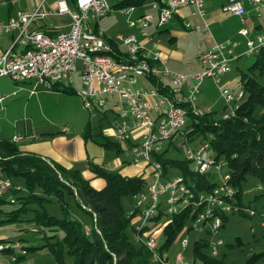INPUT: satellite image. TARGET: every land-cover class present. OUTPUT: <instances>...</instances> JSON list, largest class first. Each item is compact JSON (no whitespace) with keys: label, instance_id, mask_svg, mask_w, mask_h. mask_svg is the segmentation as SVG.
<instances>
[{"label":"built area","instance_id":"obj_1","mask_svg":"<svg viewBox=\"0 0 264 264\" xmlns=\"http://www.w3.org/2000/svg\"><path fill=\"white\" fill-rule=\"evenodd\" d=\"M122 1L110 5L108 0H74L72 5L67 0H57L55 13L69 15L71 23L67 31L55 34L48 33L52 29L43 22L48 12L42 3L18 11L11 18L0 19V37L5 34L11 37L9 47L0 51V77L7 76L15 82L34 81L36 86L53 89L55 84L71 87L72 75L79 71L81 86L76 92L83 107L88 110L105 108L107 99L112 100L108 108L117 114L119 120L112 136L119 142L137 139L132 147V162L151 167L146 191L135 196V209L139 214V221L134 224L136 230H142L160 212L170 215L191 205L198 209L188 224L191 229L206 227L203 230L216 234L222 227L224 215L244 212V208L235 202L227 170L221 174L225 161L212 153L205 155L210 150L211 134H207L196 148L188 147L185 155L196 174L210 176L214 170L220 177L207 191L197 189L191 178L181 174L165 178L162 164L153 158V154L161 152L163 142L171 141L176 134L185 139L183 131L188 111L198 117L212 110V105L197 106L195 103L205 78H211L219 85L224 105L221 118L234 117L243 91L239 88L232 90L221 81L238 58L234 52L236 42L228 39L200 53L197 60L201 68L196 72L170 70L162 56L160 40L154 34H147L145 29L153 24L156 29L163 26L180 8L187 6L191 7V15L196 18L195 21H183V25L206 31L204 0H142L138 6L154 9L156 15L143 12L135 17L133 13L137 6L122 5ZM250 1L257 4L261 0ZM221 8L244 22L246 11L242 0H225ZM115 9L126 16L129 27L140 29L139 36L122 33L110 36L98 28L99 19ZM239 33L246 34L247 29L244 27ZM262 46L264 35L250 38L243 55H252ZM142 79L148 85H144ZM24 138L14 136L12 141ZM12 190H22V186L0 174V196ZM10 202L14 203L15 199L11 198ZM179 203L184 206L177 210ZM254 214L255 211H249L250 216ZM261 226L264 227V220ZM153 232L156 231L136 234V240L143 242L153 260L160 264H192L182 252L188 246L185 236L179 241L180 250L170 259L157 252L159 241ZM222 244L220 239L210 243L211 254L217 255ZM17 248H20L18 243L10 247L0 240V258L7 254L9 261L15 263L17 253L6 252ZM18 252L24 253L23 248Z\"/></svg>","mask_w":264,"mask_h":264},{"label":"trees","instance_id":"obj_2","mask_svg":"<svg viewBox=\"0 0 264 264\" xmlns=\"http://www.w3.org/2000/svg\"><path fill=\"white\" fill-rule=\"evenodd\" d=\"M141 1L123 0L121 4L134 5ZM69 3L73 5L74 0H69ZM48 33L54 34L52 31ZM252 56L253 62L240 71L238 88L243 91V96L235 109L234 117L221 118L224 105L221 111L212 107L210 112L198 117L188 111L183 131L187 141L199 135L205 138L207 134H211L210 150L216 158L224 159L230 175L229 182L234 188L233 196L239 205L242 200L241 183L248 175L258 179L260 193L257 196L264 199V46ZM53 89L65 92L72 90L60 84L53 85ZM100 144L107 147L115 145L109 138H103ZM164 152L165 150H162L153 154V158L162 164L165 178L172 177L171 168H176L178 173L175 175L181 174L191 178L199 190L207 191L216 184L209 178V174L193 172L186 158L170 159L164 156ZM90 169L95 178L104 180L101 188L93 187L91 181L84 178L79 169L65 168L38 155L22 153L14 142L0 139V173L22 186V190L11 191L18 195L17 200L21 205L5 212L6 217L0 219V224L19 220L25 204L32 200L42 205L43 200L56 198L61 203L62 216L51 214L41 207L42 209L37 210L29 220L48 227L49 231H61L62 237L56 241L51 240L56 234L44 235L46 242L40 246L49 250L58 264H66L65 254L73 258L69 264H151L152 254L142 241L136 240V234L156 231L157 234H152L159 240L157 252L163 256L162 252L173 243H179L191 230L188 223L196 216L198 209L187 205L170 215H162L160 212L151 218L142 230L137 231L132 221L134 217L137 219L135 223L139 221L137 209L134 206L126 213L121 199L124 196L135 198L146 191V179L137 175L125 176L119 171H109L94 163L90 164ZM21 191H24V194L19 196ZM37 191H40L41 195L36 193ZM66 196H73L75 204L91 216L92 226L83 225L79 220L70 217L68 203L64 201ZM0 201L3 199L0 198ZM165 217L167 219L161 223V219ZM227 218L228 215L223 216L222 226ZM207 246L208 243L202 239L194 240L192 264H226L224 256L210 254L206 250ZM22 248L24 253L17 252V261L24 257L27 250L38 247ZM260 255L261 253L252 254L242 264H252Z\"/></svg>","mask_w":264,"mask_h":264},{"label":"rangeland","instance_id":"obj_3","mask_svg":"<svg viewBox=\"0 0 264 264\" xmlns=\"http://www.w3.org/2000/svg\"><path fill=\"white\" fill-rule=\"evenodd\" d=\"M17 8H24V0H11ZM121 0H108L110 5L116 4ZM147 1V0H146ZM210 5L215 3V0H205ZM18 2V3H17ZM35 2V0H32ZM136 7L133 16L142 14L143 12L152 13L156 15V11L150 8H142L138 4H134ZM191 8V7H190ZM24 11V10H22ZM26 11V10H25ZM185 13V17H189L187 14V9L182 10ZM257 22L261 21L263 23L262 31H264V2L259 8L258 12L254 14ZM190 21H195L196 17L190 16ZM98 28L102 29L107 35L114 36L117 33H122L125 35L136 34L139 36V28H131L128 26L126 16L120 14L116 9L113 12L105 14L98 21ZM147 34H155L157 39L161 40V45L163 48H166L168 54V65L169 67L180 71L187 72L189 67L195 69L198 64L196 61V56L199 54L203 46V36L200 32L194 28L185 27L183 23L177 22L176 20H169L163 26H158L157 29L154 27V24L149 28L145 29ZM174 35V41H170V37ZM175 53V55H172ZM253 62V56L243 55L240 57V60L236 62V65H232V71L229 73L227 78L221 81V84L229 80V83L226 85L230 89L235 90L239 87V75L240 71L245 69L248 65ZM80 66V65H79ZM80 68V67H79ZM73 84L71 88L74 90H79L81 86L79 71L73 73ZM231 81V82H230ZM34 83V81H32ZM141 82L144 85L148 83L142 79ZM27 83V82H26ZM25 85L24 81L15 82L7 76L0 77V98L1 96L5 98V101L0 103V123L6 130V133L12 136L16 135H29L33 133L40 134V132H53L60 133L64 125H68L70 132L74 131L76 128H81V121L89 122L90 130L92 132H97L99 128H105L111 126L114 120H116V115L113 110L108 109L110 103H113L112 100L107 99L106 109H85L82 104V113L83 116L79 119L74 118V125L62 121L65 118L63 104L61 105V98L65 97V101L71 106L73 105L72 94H65L60 96L49 94L52 89H47L42 86L36 87L34 90L36 93L33 97L29 94L30 89L23 88ZM73 86V87H72ZM60 101V102H59ZM195 103L197 106H202L205 104L212 105L214 110L221 111L223 106V101L220 97L219 85L214 83L211 78H205L200 86L199 93L196 96ZM5 108V109H4ZM60 108V109H59ZM86 116V117H84ZM65 133V132H64ZM11 138V137H10ZM101 137L96 136L95 140H101ZM204 140L203 135H199L192 140L187 141L186 139L181 138L180 134L173 136L172 140H165L163 142L164 156L170 159L183 160L186 155V150L189 148H196ZM16 142V141H12ZM18 142V141H17ZM115 149H108L106 151V160L111 158H116ZM214 153L211 150H208L205 155ZM131 152L128 150L122 151L119 153L120 162H132ZM221 161H224L223 158H220ZM145 166L148 164L143 163ZM191 165V163L189 162ZM151 169V167H150ZM221 174H224L227 170L226 165L223 164ZM178 173L176 168H171L170 175H175ZM3 177L6 176L2 172L0 173ZM11 178H14L11 176ZM209 178L213 182L219 181L220 177L216 175L214 170H211ZM150 176L146 177L148 183ZM92 186L95 188H101L104 185V180L101 178H96L92 181ZM147 188V184L145 189ZM242 190V200L241 206L244 208V212H237L228 214V218L225 221L224 225L219 229L216 234H212L201 229H191L188 234L185 235V238L188 241V246L186 249H183V255L186 260L192 263L193 253L192 245L194 240L202 239L208 243L206 250L211 254L210 243H213L220 239L222 245L219 246L217 257L224 256L226 264H242L252 256V254L261 253L260 258L252 264H264V227L261 226L262 220H264V199L257 196L260 193V186L258 179L255 176L248 175L245 180L241 183ZM19 196L24 194V191L19 192ZM41 195L40 191H37ZM17 194H13L11 191L4 193L0 198L3 201H0V219L6 217V213L9 210H13L21 205L17 200ZM11 198L15 199L14 203L9 202ZM135 198L124 196L121 199L122 206L126 213H129L135 206ZM68 203L69 215L71 218L79 220L83 225L92 226V219L89 214L84 212L83 209L78 207L75 204V199L73 196H66L64 199ZM61 203L57 201L56 198H50L49 201L43 200L42 205L38 201H30L25 204V209L20 212L19 220L13 222H7L0 224V236L2 238V243L7 244L10 247H13L16 243L19 244L20 248L14 249V251L7 250L6 253L15 254L21 250V247H38L34 250H27L26 254L20 261L11 263L8 259V255H4L0 258V264H58L53 256V254L40 246L46 242V239L43 238L44 235L50 236L56 234L52 241L61 239L62 234L60 230L49 231L48 227L37 225L32 220H29L34 216L37 210L42 208L46 209L49 213L56 216H62L63 210L60 208ZM183 203L177 205V210L183 207ZM42 207V208H41ZM255 211V214L250 216L249 211ZM161 219V223L166 220ZM135 217L132 219L135 224ZM191 221L188 223L190 224ZM158 232V231H157ZM131 234V229H129ZM150 233V232H149ZM157 234L156 232H153ZM240 240V242H239ZM159 241V240H158ZM24 249V248H23ZM180 250L179 243H173L166 251L162 252L164 255L172 259L177 251ZM7 259L5 262L4 260ZM153 260V258H152ZM73 258L68 254L64 256V262L66 264L72 263ZM151 264H160L156 259L151 261Z\"/></svg>","mask_w":264,"mask_h":264},{"label":"crops","instance_id":"obj_4","mask_svg":"<svg viewBox=\"0 0 264 264\" xmlns=\"http://www.w3.org/2000/svg\"><path fill=\"white\" fill-rule=\"evenodd\" d=\"M56 1L57 0H35V2H32V0H24V8H17V6H15L11 0H0V19H7L9 17L11 18V16L15 15L18 11H25L42 3L43 9L48 12L47 17L43 20L44 24L50 27L52 29L51 31L54 34L64 30L67 31L71 23V18L69 15L66 14L61 15L55 13ZM242 1L246 11L244 22H242L238 16L228 12H224L222 10L221 7L223 6L225 0H215V3H212V5H210L208 2L206 3V1L204 0L207 30H197L203 36V46L201 50H199V54L205 51L206 49L213 47L214 44L224 42L229 39L236 42V45L234 46V52L238 55V58L232 63V65L234 63V65H236V62L240 60V57L243 56V53L246 49V41L250 38H254L257 35H264V31L261 30L263 23L261 21L257 22L254 16L255 12L259 11V8L262 6V2H264V0H261L257 4L251 2L250 0ZM67 2L69 3V0H67ZM183 9H187L186 12L187 14H189L188 18L185 17V13L182 11ZM190 16L191 8L185 6L180 8L179 12L171 20H176L177 22L183 23V21L191 19ZM244 27L247 29V33H239V30ZM173 38H175L174 35L170 37V41H174ZM10 43L11 37L7 34L2 35L0 37V51L9 47ZM159 44L162 56L166 60L167 67L170 70L180 72L169 67L170 65H168V54L166 48H163V46L161 45V40ZM172 55H175V53H172ZM198 55L196 56L198 66L195 69L189 67V71H187L186 73H193L201 68V65L198 63L197 60ZM227 76L228 73H226L222 77V81L227 78ZM228 83L229 80H226L224 82V84L226 85ZM24 84L25 85H23L22 87L30 89L28 95H31V97H33L36 94L34 93V89L38 86H36L32 81H27V83L26 81H24ZM52 91L53 92L49 94L56 95L59 98L60 96H64L65 94H72L71 96L74 99L73 105L70 106L66 101V105H64L63 99L65 97H63L61 98L62 101L60 103L61 105L63 104V108L62 106L60 107L61 109L65 110L63 111L65 118H63L62 121L68 123L70 122L74 125V118L77 117V119H79V117L81 118V116H83L82 113H84V110L82 109V101L76 92L77 90H74L73 88L70 92L55 89H52ZM3 101H5V98L1 96L0 103ZM84 114L86 115V113ZM115 115L117 119L114 120L111 126L99 128V130L95 133L90 130L91 128L89 122H85V120L81 121V128L75 127L74 131L71 132L70 128L67 127L68 125H64L60 133L56 134L53 132L49 133L43 131L40 132V134L33 133L29 135V137L27 135L16 134L10 136L6 133V130L0 123V139L3 138L12 141L14 136H23L25 137L23 140L15 142V145L17 146L20 152L38 155L49 162H55L65 168L79 169L82 176H84V178L86 179H89L91 183L94 179H96L94 177L95 174H93L90 169L91 163L102 166L105 169H108L109 171H119L125 176L133 177L137 175L146 179V177L150 176L151 173L150 166H145L142 162L139 164H131L128 162L126 163L124 161L120 162L118 158L120 152L128 150L129 152H131V158L133 160L132 147H134L133 145L137 143V139L132 138L130 141L122 142L116 141L114 139V137L112 136L114 125L117 121H119L116 113ZM64 127H67V130H64ZM96 136L101 137V140H95ZM103 138H109V140L114 142L115 145L112 147H107L100 144L103 141ZM108 149H115V155L117 157L106 160V151H108ZM0 239H2L1 236ZM4 261L6 262L7 259H5Z\"/></svg>","mask_w":264,"mask_h":264}]
</instances>
